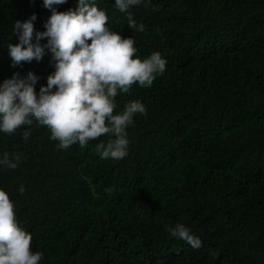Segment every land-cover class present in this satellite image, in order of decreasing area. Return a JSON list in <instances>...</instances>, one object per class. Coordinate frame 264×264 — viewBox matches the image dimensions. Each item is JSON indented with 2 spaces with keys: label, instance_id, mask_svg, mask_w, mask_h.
<instances>
[{
  "label": "trees",
  "instance_id": "trees-1",
  "mask_svg": "<svg viewBox=\"0 0 264 264\" xmlns=\"http://www.w3.org/2000/svg\"><path fill=\"white\" fill-rule=\"evenodd\" d=\"M97 4L137 55L159 51L166 70L151 87L133 84L116 97L114 112L130 100L147 108L127 129L121 160L95 152L107 136L58 149L46 126L0 132V154L17 164L0 168V188L40 264H264V0H144L132 9L142 32L114 0ZM33 13L45 30L43 0H0V83L32 70L39 91L54 71L51 53L15 66L6 56L14 21ZM178 222L201 248L169 236Z\"/></svg>",
  "mask_w": 264,
  "mask_h": 264
},
{
  "label": "clouds",
  "instance_id": "clouds-1",
  "mask_svg": "<svg viewBox=\"0 0 264 264\" xmlns=\"http://www.w3.org/2000/svg\"><path fill=\"white\" fill-rule=\"evenodd\" d=\"M67 0H43L51 15L44 22L45 30L35 29L36 13L25 20H15L12 31L15 43L7 44V55L13 66L22 62L40 61L51 53L54 71L47 83L36 90L40 77L32 70L26 75L13 73L0 83V132L9 135L22 126H46L50 139L58 149L73 144L85 147L90 140L107 136L95 145L101 159L121 160L129 151L127 129L136 114H146V105L130 100L123 110L117 108L116 97L126 94L133 84L149 88L166 70L167 60L159 52L141 57L135 40L114 31L108 24L109 15L97 0H78L75 8L58 10ZM144 0H114V7L124 13L127 25L144 31L132 9ZM47 38L46 43H41ZM31 135L23 131L25 140ZM16 159H19L17 157ZM17 164L7 152L0 154V168L14 169ZM19 192H25L24 185ZM171 238L185 241L190 247H202V240L184 223L166 228ZM32 233L18 221L14 201L9 192L0 188V264H40L41 251L32 249ZM210 255L215 258L217 253Z\"/></svg>",
  "mask_w": 264,
  "mask_h": 264
}]
</instances>
